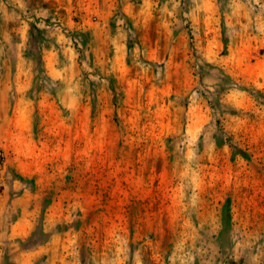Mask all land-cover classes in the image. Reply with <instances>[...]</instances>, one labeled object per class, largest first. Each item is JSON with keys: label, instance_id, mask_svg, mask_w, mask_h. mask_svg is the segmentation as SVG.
<instances>
[{"label": "rangeland", "instance_id": "1", "mask_svg": "<svg viewBox=\"0 0 264 264\" xmlns=\"http://www.w3.org/2000/svg\"><path fill=\"white\" fill-rule=\"evenodd\" d=\"M78 1L0 0V264H264V0Z\"/></svg>", "mask_w": 264, "mask_h": 264}, {"label": "crops", "instance_id": "2", "mask_svg": "<svg viewBox=\"0 0 264 264\" xmlns=\"http://www.w3.org/2000/svg\"><path fill=\"white\" fill-rule=\"evenodd\" d=\"M17 10H15V34L14 37H17L19 39L18 41H15L14 44L15 46H22L24 44L23 39L25 38V33H24V29H25V25L30 23L36 24V25H43L44 23L47 22L48 20L46 19L45 16H48L49 14H53L55 13L53 11L52 6H46L43 7V11L41 12V14L43 15L42 17L38 18L36 17V14H38V12L36 11V8L33 7H29V11H28V15H29V22L25 21L24 18H22L21 14L25 13L26 11V7L24 6L23 2H20L19 5H16ZM60 6L65 10L63 11V13H58L57 18L61 21V23L64 26H68L70 25V23H72V18H71V14L77 13V16H79L83 21L88 19V15L93 12V13H98L99 15L97 16V22H98V28H96L97 30H101V27L106 23V21L108 19H110V16L114 14L115 10L117 9V5H115L114 2H105L102 0H97L93 3H87V2H76L75 4L73 3H66L63 5H58V7L55 8H60ZM133 5L130 2H125V3H121V11L124 12L125 10H132L133 9ZM74 11V12H73ZM71 13V14H70ZM2 19L0 20V27L3 29L0 31V37L3 40V42L0 44V49L3 52V54H6V50L8 51L7 48L10 47V43H6V40H9L10 42V37L11 35H8L6 32V16H7V10L6 8L3 10L2 13ZM54 16V15H53ZM19 18V20H18ZM51 19V18H50ZM54 18H52L53 20ZM200 21H209L211 20L210 15L208 14H204L202 13L200 15ZM195 23V20L193 21ZM210 27H208L206 24L204 26H200L199 27V31L200 32H205L208 31ZM216 26L215 28H213V30H216ZM198 29V28H197ZM60 30V29H59ZM216 33V31H215ZM63 37H65V35L62 32H56V39L57 40H61L63 41ZM0 65L2 66L3 69H7L10 68V63L6 61V59L4 58L2 60V62L0 63ZM14 69L18 70V65H14Z\"/></svg>", "mask_w": 264, "mask_h": 264}]
</instances>
